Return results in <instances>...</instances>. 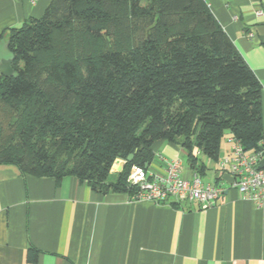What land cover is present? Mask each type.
Returning a JSON list of instances; mask_svg holds the SVG:
<instances>
[{
  "label": "trees",
  "instance_id": "obj_1",
  "mask_svg": "<svg viewBox=\"0 0 264 264\" xmlns=\"http://www.w3.org/2000/svg\"><path fill=\"white\" fill-rule=\"evenodd\" d=\"M0 164L134 197L128 176L159 141L216 162L227 134L264 140L262 85L205 0H53L9 35ZM113 173L117 160L126 161Z\"/></svg>",
  "mask_w": 264,
  "mask_h": 264
},
{
  "label": "crops",
  "instance_id": "obj_2",
  "mask_svg": "<svg viewBox=\"0 0 264 264\" xmlns=\"http://www.w3.org/2000/svg\"><path fill=\"white\" fill-rule=\"evenodd\" d=\"M52 1L0 0V63L12 56L11 30L43 17ZM205 1L262 85L264 126V0ZM153 152L149 170L178 160L192 176L181 146L159 141ZM212 163L199 173L208 183L216 179ZM221 181L227 187L230 178ZM0 264H264V204L228 189L206 210L158 205L99 194L72 176L58 183L0 164Z\"/></svg>",
  "mask_w": 264,
  "mask_h": 264
},
{
  "label": "built area",
  "instance_id": "obj_3",
  "mask_svg": "<svg viewBox=\"0 0 264 264\" xmlns=\"http://www.w3.org/2000/svg\"><path fill=\"white\" fill-rule=\"evenodd\" d=\"M230 151L215 162L216 179L205 182L194 170L190 178L183 175L181 162L171 161L161 171H151L140 166H132L128 182L136 188L135 200L154 204H196L201 209H209L228 189L237 190L244 198L262 207L264 204V168L259 169L264 159V140L259 146L262 151H247L242 143L229 137ZM228 176L226 187L221 181Z\"/></svg>",
  "mask_w": 264,
  "mask_h": 264
},
{
  "label": "water",
  "instance_id": "obj_4",
  "mask_svg": "<svg viewBox=\"0 0 264 264\" xmlns=\"http://www.w3.org/2000/svg\"><path fill=\"white\" fill-rule=\"evenodd\" d=\"M12 63H13V57H8L5 58L1 61L0 63V73L3 77L5 78H11L14 77L15 73L12 67ZM263 149L260 147L259 151H262ZM134 158V154H131L126 161H121V160H117L113 166V170L117 167H119L118 172H121L125 166L126 163L131 162ZM146 169L149 168V165H146L145 167ZM259 169L264 168V159L260 162Z\"/></svg>",
  "mask_w": 264,
  "mask_h": 264
},
{
  "label": "rangeland",
  "instance_id": "obj_5",
  "mask_svg": "<svg viewBox=\"0 0 264 264\" xmlns=\"http://www.w3.org/2000/svg\"><path fill=\"white\" fill-rule=\"evenodd\" d=\"M227 147H228V145H227V141H226V138H225V139H223L221 150L224 151V149H227ZM196 155H197V157L199 159V163H204V164L208 165L209 167L212 166V164H213L212 160L208 159L207 157H205V156H203V155H201V154H199L197 152H196ZM184 162H185L184 166H187V164H188L187 157L184 158ZM112 172L113 173H118V170L114 169V170H112ZM184 177H186V176H184Z\"/></svg>",
  "mask_w": 264,
  "mask_h": 264
}]
</instances>
